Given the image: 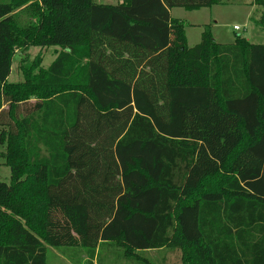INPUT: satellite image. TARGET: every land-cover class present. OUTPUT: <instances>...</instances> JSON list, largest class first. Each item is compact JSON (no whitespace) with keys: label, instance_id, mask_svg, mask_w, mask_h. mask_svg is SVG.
Returning a JSON list of instances; mask_svg holds the SVG:
<instances>
[{"label":"trees","instance_id":"1","mask_svg":"<svg viewBox=\"0 0 264 264\" xmlns=\"http://www.w3.org/2000/svg\"><path fill=\"white\" fill-rule=\"evenodd\" d=\"M221 3L0 0V264H48L50 247L103 264L110 241L137 264H264V44L208 25L189 46L170 12ZM29 46L58 51L9 81ZM119 208L149 221L144 251L106 236Z\"/></svg>","mask_w":264,"mask_h":264},{"label":"rangeland","instance_id":"2","mask_svg":"<svg viewBox=\"0 0 264 264\" xmlns=\"http://www.w3.org/2000/svg\"><path fill=\"white\" fill-rule=\"evenodd\" d=\"M96 3L116 4L121 0H94ZM171 15L174 18L182 19L185 22V31L189 46H194L201 41V35L205 26H210L214 38L223 44H232L237 35L247 38L252 43L264 44V25L259 23V19L264 18V5L255 3V0H223V3L216 4L211 7H205L197 10H187L182 7L172 9ZM264 21V19H263ZM238 26L239 29H235ZM58 47H39L29 46L26 48H18L15 50L13 59V68L9 81H23L22 68L28 63L34 61L39 56L42 59L41 66L48 67L55 58ZM0 147V154L2 153ZM0 179L10 182V169L6 165L5 160L0 156ZM134 204H140L142 207L150 206V199L144 197H132ZM126 213L117 212L114 219L108 224L106 236L117 235L121 230L135 241L136 246L146 249L142 245L146 236L150 234V223L144 221L141 217L127 219ZM85 250V249H84ZM125 248L119 241H110L104 243L100 248V257L103 264H137L134 255L142 250H133L132 257H125ZM70 249H54L49 248L48 264H89L85 256V252L76 250L70 253ZM86 251V250H85ZM142 257L152 259L156 264H182L179 251L164 250L150 251L140 253ZM137 257L139 256L136 255ZM154 263V264H155ZM96 264H100L99 261Z\"/></svg>","mask_w":264,"mask_h":264},{"label":"built area","instance_id":"3","mask_svg":"<svg viewBox=\"0 0 264 264\" xmlns=\"http://www.w3.org/2000/svg\"><path fill=\"white\" fill-rule=\"evenodd\" d=\"M234 28H235V29H239V27H238V26H234Z\"/></svg>","mask_w":264,"mask_h":264},{"label":"crops","instance_id":"4","mask_svg":"<svg viewBox=\"0 0 264 264\" xmlns=\"http://www.w3.org/2000/svg\"><path fill=\"white\" fill-rule=\"evenodd\" d=\"M170 12H172V9H171V11ZM188 37V36H187Z\"/></svg>","mask_w":264,"mask_h":264}]
</instances>
